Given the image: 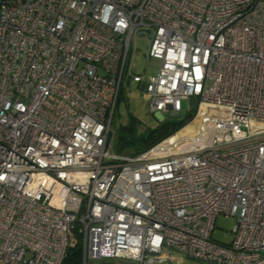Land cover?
<instances>
[{
    "label": "built area",
    "instance_id": "1",
    "mask_svg": "<svg viewBox=\"0 0 264 264\" xmlns=\"http://www.w3.org/2000/svg\"><path fill=\"white\" fill-rule=\"evenodd\" d=\"M130 78L198 135L115 152ZM73 230L81 264H264V0H0V264H61Z\"/></svg>",
    "mask_w": 264,
    "mask_h": 264
},
{
    "label": "rangeland",
    "instance_id": "2",
    "mask_svg": "<svg viewBox=\"0 0 264 264\" xmlns=\"http://www.w3.org/2000/svg\"><path fill=\"white\" fill-rule=\"evenodd\" d=\"M149 34L143 33L136 45V50L131 60V73H136L147 78L155 76L157 74V68L159 61L153 58H147ZM144 90L140 84L134 82L131 78L125 79L122 86V97L119 100L117 109L115 112L114 126L127 125L130 122V118L134 119L136 124V132L138 134L146 131L147 129H154L162 123L163 120L171 121L179 118H171L167 112L162 114H152L149 112V102L143 97ZM187 102L182 101V109L180 118H183L187 110ZM195 105L191 104V113H194ZM193 121L192 117L188 122L182 126L179 125L175 132H178L185 125L190 124ZM174 133V132H173ZM172 134V133H171ZM235 225V218L233 216H224L219 214L214 221V230L212 237L219 242H229L233 236L232 230ZM77 241L73 233L69 236V242L75 244ZM168 257L161 264H206L196 259H192L182 255L181 253L167 249ZM87 264H137L129 259H115L112 257L89 259Z\"/></svg>",
    "mask_w": 264,
    "mask_h": 264
},
{
    "label": "trees",
    "instance_id": "3",
    "mask_svg": "<svg viewBox=\"0 0 264 264\" xmlns=\"http://www.w3.org/2000/svg\"><path fill=\"white\" fill-rule=\"evenodd\" d=\"M122 95L120 96L121 99ZM119 99V100H120ZM119 103V102H118ZM193 113L185 115L183 118H179L176 121H165L163 120L160 125H158L154 129H147L146 131L138 134L136 132L135 120L130 118V122L127 125H119L114 126V146L113 149L118 153H139L144 151L157 143L162 138L167 135L175 132L177 128L186 123L191 117ZM178 126V127H177ZM73 234L75 235L77 241L73 245L69 243L66 254L62 260L61 264H81L82 253H83V237L81 234L77 232V230H73Z\"/></svg>",
    "mask_w": 264,
    "mask_h": 264
},
{
    "label": "bare ground",
    "instance_id": "4",
    "mask_svg": "<svg viewBox=\"0 0 264 264\" xmlns=\"http://www.w3.org/2000/svg\"><path fill=\"white\" fill-rule=\"evenodd\" d=\"M202 109H206V107ZM200 119H201L200 114L195 116L193 121L190 124L185 125L182 129L176 132L175 138L196 137L199 133L198 128L201 124Z\"/></svg>",
    "mask_w": 264,
    "mask_h": 264
},
{
    "label": "water",
    "instance_id": "5",
    "mask_svg": "<svg viewBox=\"0 0 264 264\" xmlns=\"http://www.w3.org/2000/svg\"><path fill=\"white\" fill-rule=\"evenodd\" d=\"M169 115L171 116V118H178L179 117L178 113H171Z\"/></svg>",
    "mask_w": 264,
    "mask_h": 264
}]
</instances>
